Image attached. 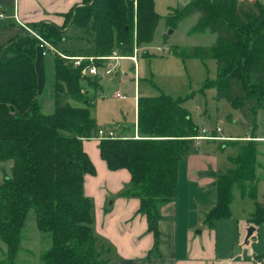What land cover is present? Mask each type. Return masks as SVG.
<instances>
[{"label": "trees", "instance_id": "1", "mask_svg": "<svg viewBox=\"0 0 264 264\" xmlns=\"http://www.w3.org/2000/svg\"><path fill=\"white\" fill-rule=\"evenodd\" d=\"M136 5V6H135ZM199 15L192 32L216 35L211 46L175 47L173 55L217 61L218 80L205 87L217 89V97L228 102L244 118L264 109V4L254 0H190L167 17L176 27ZM64 27L42 24L38 30L57 49L67 38L81 34L77 51L66 56L107 57L117 51L133 56L135 49L153 44L161 16L155 0H84L66 16ZM69 18V19H68ZM137 26L135 27V24ZM39 25V24H35ZM40 41L24 34L0 48V163L12 162L11 175L0 186V239L7 246L2 264H15L22 230L30 211L37 227L51 238L43 264H109L99 249L94 232L95 204L84 192L86 175L96 168L84 151V141L95 139L100 130L93 117L97 80L83 77L81 68L55 55V111L44 114L38 100L36 59ZM142 57L148 56L143 50ZM42 56V55H41ZM96 65L104 62L96 60ZM182 99L161 92L138 100L139 139L126 137L100 142L102 159L112 171L127 170L131 184L123 196L140 200V212L148 220L156 247L160 243V208L176 198L178 166L192 150L198 128ZM237 154L231 168L212 174L216 205L205 215L212 228L232 217L236 192L254 201L249 223L264 225V203L258 201L257 137L232 140Z\"/></svg>", "mask_w": 264, "mask_h": 264}, {"label": "crops", "instance_id": "2", "mask_svg": "<svg viewBox=\"0 0 264 264\" xmlns=\"http://www.w3.org/2000/svg\"><path fill=\"white\" fill-rule=\"evenodd\" d=\"M83 3L84 0H0V10L6 14V19L0 20V48L25 34V29L14 19L15 9L18 10L19 19L26 27L35 24L61 26L64 24L65 16ZM174 9L176 7H170L168 14L170 15ZM192 17L198 22V16ZM210 34L215 43L216 35ZM37 75L40 81L39 70ZM90 77L95 78V76ZM97 78H99V89L96 94L94 91L90 92L91 97L94 98L95 120L94 111L97 108V101L105 99V78L103 75ZM42 87L40 85L39 95ZM138 91L140 92V84ZM139 92L138 96L141 97ZM52 108H55V105ZM135 108L136 119L133 133L130 129H126V124H123L125 122L115 124L119 133L117 128L105 130H111L118 136L128 134L129 137H135L138 134V102L136 100ZM219 132H215L217 141L229 138L249 140L251 137L250 135L219 136ZM256 137L258 143L264 142L263 135H256ZM100 142L96 139L84 141V151L96 168L95 175H86L84 192L94 201V232L98 238L99 249L105 251L109 264H259V261L264 258V225L256 227L249 223V217L255 209L253 200L235 193L232 217L218 221L212 228L205 226V215L217 202L212 178L214 172L209 170L206 158L193 154L179 163L176 198L160 208L161 235L160 243L156 247L155 237L149 231L147 217L140 212V200L123 196L131 184L130 173L127 170L109 169L101 157ZM210 189L215 192H211ZM239 200L242 203L249 202L244 206L246 209L242 211V214L238 215L235 209L243 205L237 202ZM258 201L264 203L259 195ZM250 226H254L256 231L245 244Z\"/></svg>", "mask_w": 264, "mask_h": 264}, {"label": "rangeland", "instance_id": "3", "mask_svg": "<svg viewBox=\"0 0 264 264\" xmlns=\"http://www.w3.org/2000/svg\"><path fill=\"white\" fill-rule=\"evenodd\" d=\"M254 1L264 4V0ZM189 2L190 0H156V11L161 16V20L153 44L147 46V48L138 49L137 69L140 96H158L162 92L174 99H182L184 101L183 106L197 126L200 135H203V130H207L208 135L217 138L215 132L220 129L219 136L244 137L250 135L252 138L256 135L264 136V109H260L255 115L246 119L240 112L233 110L227 101L218 99L217 89L205 87L206 83H215L218 80L216 60L188 59L183 61L173 55L175 47L191 48L210 46L214 43L210 31L203 34L192 32L197 24V20L192 16L186 18L176 27L167 26L169 8L176 7L173 11L180 10ZM16 14L19 18V14ZM196 16L199 18V15ZM66 22L67 19L65 18L64 24L59 27H64ZM28 28L35 33H38L40 29H43L42 32L47 31L42 24L30 25ZM169 31H173V34L169 35ZM26 34L29 33L25 30ZM80 40L81 34L69 36L64 45H59V49L77 51L74 44ZM145 49L148 50V56L142 57ZM40 57L43 62H40ZM53 58L54 55L47 57L39 55L36 59V69L37 72L39 70L41 87L43 83L38 100L44 114H51L55 111V108H52L55 105ZM132 66L135 67L130 60H122L117 68V76H103L105 78V99H98L97 108L94 111L99 128H117V133H119V129L115 124L125 122L123 124H126V129H130L132 133L134 132L136 119L134 100L135 70L132 71ZM88 78L97 81L99 79L90 76ZM117 93L126 95V100L116 98ZM125 136L129 137L128 134H125ZM217 140H195L190 154L203 156L206 158L211 172L223 174L229 169V160L237 154V150L232 146L233 139ZM258 155L260 165L257 173L259 179L258 195L264 200V142L258 143ZM12 167V162L0 163V186L4 183L5 176L11 175ZM203 176L206 177L207 175ZM210 191L215 192L213 189H210ZM236 193L238 194V192ZM237 202L240 205L242 203L240 200ZM248 202L245 201V203H242L243 205L235 209L238 215L246 209L244 206ZM51 245V238L39 231L36 215L33 210L30 211L22 230L20 249L15 264H43L42 256L51 248ZM6 255L7 246L0 239V264L6 259Z\"/></svg>", "mask_w": 264, "mask_h": 264}, {"label": "built area", "instance_id": "4", "mask_svg": "<svg viewBox=\"0 0 264 264\" xmlns=\"http://www.w3.org/2000/svg\"><path fill=\"white\" fill-rule=\"evenodd\" d=\"M18 10L15 9V20L16 22L23 27L28 33L29 35H31L32 37L38 39L40 41V45L39 48L41 50V55L42 57H47L49 55H59L62 58L72 62V64L74 65L75 68H81V74L83 77H88V76H111V75H116L118 74L117 72V68L119 63L122 60H130L131 62H133V64L135 65V78H134V82H135V100L136 102H138L139 100V96H138V87H139V73H138V69H137V56H138V49H135L134 55L131 57H123L122 55H120L117 51L113 52L112 55L107 56V57H99V58H95V57H82V56H77V57H73V56H66L63 53H61L53 44L45 41L44 39L41 38V36L38 33H35L33 31H31L28 27H26L23 22L21 20H19L17 14ZM6 19V14L5 12L0 10V20H4ZM96 60H100L102 62H104V66H98L96 65ZM116 98L120 99V100H125L127 98L126 95L122 94V93H117L116 94ZM220 129H217L216 132H219ZM202 134L200 137L195 138L196 140H217V138L215 136H211L208 135V131L207 130H203ZM124 139L122 137V135L118 136L116 135L113 131L111 130H105V129H100L95 137L96 140H107V139ZM135 139H139V134H136ZM259 264H264V258L262 260L259 261Z\"/></svg>", "mask_w": 264, "mask_h": 264}, {"label": "water", "instance_id": "5", "mask_svg": "<svg viewBox=\"0 0 264 264\" xmlns=\"http://www.w3.org/2000/svg\"><path fill=\"white\" fill-rule=\"evenodd\" d=\"M122 1H125V0H122ZM173 34V31H169V35H172ZM135 70V67L132 66V71ZM256 231V228L254 226H250L247 230V236H246V239H245V244L248 243V241L250 240V238L253 236L254 232ZM238 249V248H237ZM236 250V249H235Z\"/></svg>", "mask_w": 264, "mask_h": 264}]
</instances>
